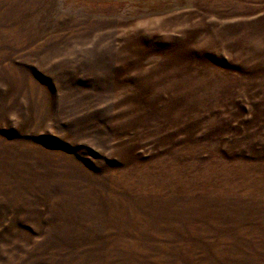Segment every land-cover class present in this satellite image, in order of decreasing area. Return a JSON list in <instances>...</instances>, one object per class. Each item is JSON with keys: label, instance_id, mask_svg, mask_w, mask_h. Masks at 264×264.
Returning <instances> with one entry per match:
<instances>
[{"label": "rangeland", "instance_id": "1", "mask_svg": "<svg viewBox=\"0 0 264 264\" xmlns=\"http://www.w3.org/2000/svg\"><path fill=\"white\" fill-rule=\"evenodd\" d=\"M0 264H264V0H0Z\"/></svg>", "mask_w": 264, "mask_h": 264}]
</instances>
